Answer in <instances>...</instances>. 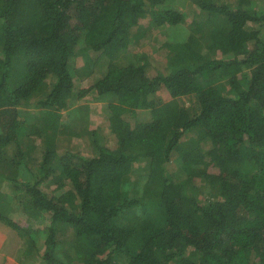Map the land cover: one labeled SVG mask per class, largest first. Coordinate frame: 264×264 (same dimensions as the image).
<instances>
[{
    "label": "trees",
    "instance_id": "obj_1",
    "mask_svg": "<svg viewBox=\"0 0 264 264\" xmlns=\"http://www.w3.org/2000/svg\"><path fill=\"white\" fill-rule=\"evenodd\" d=\"M0 179L16 264H264V0H0Z\"/></svg>",
    "mask_w": 264,
    "mask_h": 264
},
{
    "label": "rangeland",
    "instance_id": "obj_2",
    "mask_svg": "<svg viewBox=\"0 0 264 264\" xmlns=\"http://www.w3.org/2000/svg\"><path fill=\"white\" fill-rule=\"evenodd\" d=\"M191 15L192 12L190 13L189 16L191 17ZM161 42H163V40L162 41L154 40L151 47L148 50V53L150 55L152 54L156 56ZM92 56L94 55L92 54ZM77 63L78 66L80 67L82 64L81 59H79ZM105 69L106 68H104L103 66V68L100 69V72L93 74L90 78L82 80L81 83L84 86L92 84V82L97 78V76H99V74L101 75L102 73H104ZM74 143H75L74 147H76V150L74 151L81 152L83 155L89 157L90 152L88 151L86 152L85 147L82 146L83 142H81L79 139H75ZM9 152L11 153V155H13V149L12 150L10 149ZM168 169L170 170L171 173H173L174 171L177 170V164L175 162H172L168 167ZM51 189L53 190V187H51L50 190ZM0 191L3 193L7 192L12 195H16L15 185L11 180L0 179ZM17 196L19 195L17 194ZM12 218L13 221L17 222L19 225L23 227H28V222H25V218H27V216H23L20 210L15 211L14 214L12 215ZM19 245H20V238L16 236L14 230H12L10 227L0 222V262L3 264H16L14 257L17 252V249L19 248Z\"/></svg>",
    "mask_w": 264,
    "mask_h": 264
}]
</instances>
